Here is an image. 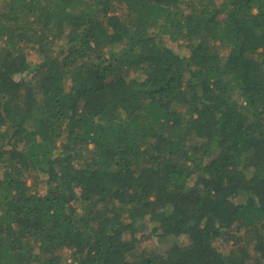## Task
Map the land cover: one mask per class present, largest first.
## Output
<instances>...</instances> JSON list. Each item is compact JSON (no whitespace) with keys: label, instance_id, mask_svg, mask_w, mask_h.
<instances>
[{"label":"trees","instance_id":"16d2710c","mask_svg":"<svg viewBox=\"0 0 264 264\" xmlns=\"http://www.w3.org/2000/svg\"><path fill=\"white\" fill-rule=\"evenodd\" d=\"M0 264H264V0H0Z\"/></svg>","mask_w":264,"mask_h":264},{"label":"rangeland","instance_id":"374dc122","mask_svg":"<svg viewBox=\"0 0 264 264\" xmlns=\"http://www.w3.org/2000/svg\"><path fill=\"white\" fill-rule=\"evenodd\" d=\"M172 47L175 49V46L172 45ZM31 60H35L36 56L34 53L30 52V57H29ZM18 77V76H17ZM39 190V193L42 192L41 191V188L38 189ZM239 233L237 232H234L232 237L230 238V242H229V245H232L233 243H235L238 238H239ZM141 245L143 247H145L146 249H148L149 251H154V250H157V246L154 245L153 241H148V242H142L141 241Z\"/></svg>","mask_w":264,"mask_h":264}]
</instances>
